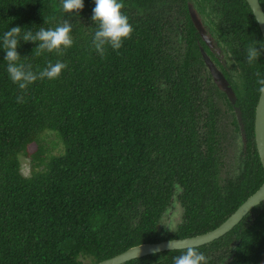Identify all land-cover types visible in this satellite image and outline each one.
<instances>
[{"label": "trees", "instance_id": "obj_1", "mask_svg": "<svg viewBox=\"0 0 264 264\" xmlns=\"http://www.w3.org/2000/svg\"><path fill=\"white\" fill-rule=\"evenodd\" d=\"M193 1L233 73L197 31L189 0H123L134 32L103 57L91 44L94 0L78 13L63 12L61 0H0V264H98L138 244L201 234L263 184L254 73L264 72V55L252 65L245 59L248 44L264 41L259 23L247 0ZM64 20L74 43L62 56H36L38 42L21 39V62L36 70L60 60L67 68L30 85L26 102L17 103L3 33ZM201 47L233 87L236 105L214 82ZM235 137L241 145L231 168ZM176 204L179 223L162 224ZM198 250L208 264H263L264 201ZM182 251L123 264H173Z\"/></svg>", "mask_w": 264, "mask_h": 264}, {"label": "clouds", "instance_id": "obj_2", "mask_svg": "<svg viewBox=\"0 0 264 264\" xmlns=\"http://www.w3.org/2000/svg\"><path fill=\"white\" fill-rule=\"evenodd\" d=\"M95 7L92 9L90 19L95 22L96 30L92 37V48L101 57L106 54L110 47L119 51L126 39H130L134 32V26L129 17L123 12L125 4L123 0H94ZM61 8L65 13H78L84 8V0H61ZM45 23L47 19L45 18ZM20 26L12 27L3 33L2 47L6 53L7 72L11 81L17 85L19 94L17 103H25V94L30 85L38 80H55L60 77L67 64L57 60L49 61L43 69H33L30 63L21 62V55L17 51L21 39L24 42H38L34 49V55L43 53H56L64 55V51L73 46L72 24L68 20L57 24L55 27L45 28L41 26L35 33L28 29L23 31ZM264 55V41H254L245 48V59L249 65L254 64ZM27 57V56H26ZM25 57V58H26ZM257 93L264 97V72L256 71ZM170 230V229H169ZM168 247L174 249V239L169 241ZM159 249L154 250L158 254ZM173 264H208V258L197 246L188 244L182 254L173 257Z\"/></svg>", "mask_w": 264, "mask_h": 264}, {"label": "water", "instance_id": "obj_3", "mask_svg": "<svg viewBox=\"0 0 264 264\" xmlns=\"http://www.w3.org/2000/svg\"><path fill=\"white\" fill-rule=\"evenodd\" d=\"M250 5L261 29L264 37V9L259 0H247ZM189 12L197 31L201 35L202 39L207 43L210 49L216 52L218 55L222 54V60L224 62V52L222 48L218 45L215 37L209 31L205 25V19L203 15L195 5L193 0H189ZM205 63L210 70L213 80L216 85L224 91L230 101L236 105L237 95L230 85L229 81L221 71V69L215 64L208 52L201 47ZM235 111L241 120L242 112L238 106H235ZM255 142L257 150L264 167V97H259L256 113H255ZM264 201V182L251 196H249L224 222L207 232L197 234L194 236L184 237V238H173L174 239V249H184L186 245L192 244L194 246H201L210 243L229 231H231L237 224H239L243 218L248 215L251 210L258 206ZM172 239H166L158 242L142 243L130 247L129 249L113 256L108 259L100 261L98 264H123L129 260L143 257L145 255L153 254L154 250L159 249V252L172 250L168 247L169 241Z\"/></svg>", "mask_w": 264, "mask_h": 264}, {"label": "rangeland", "instance_id": "obj_4", "mask_svg": "<svg viewBox=\"0 0 264 264\" xmlns=\"http://www.w3.org/2000/svg\"><path fill=\"white\" fill-rule=\"evenodd\" d=\"M240 145H241V140L239 137H235V139L232 142L231 147L229 148V160L228 163L231 165V168H234L236 164L238 163L237 157L240 151ZM227 169H229V166H226ZM22 172L24 174H29L30 172V162L28 158L22 157ZM181 217V208L179 204H176L174 208L169 209L163 218V223L164 225H171L175 224L177 225L180 221ZM264 264V262H263Z\"/></svg>", "mask_w": 264, "mask_h": 264}, {"label": "flooded vegetation", "instance_id": "obj_5", "mask_svg": "<svg viewBox=\"0 0 264 264\" xmlns=\"http://www.w3.org/2000/svg\"><path fill=\"white\" fill-rule=\"evenodd\" d=\"M222 54H220L219 55V57H220V60L222 61V63H223V65H224V67H226V69L228 70V72L229 73H233L234 72V70H233V68L231 67V62L228 60V59H224V62H223V60H222V56H221ZM225 58V57H224ZM215 62V61H214ZM215 64L219 67V65L217 64V62H215ZM207 66V65H206ZM220 68V67H219ZM207 69H208V67H207ZM209 70V69H208ZM210 71V70H209ZM211 73V72H210ZM213 77V76H212Z\"/></svg>", "mask_w": 264, "mask_h": 264}]
</instances>
